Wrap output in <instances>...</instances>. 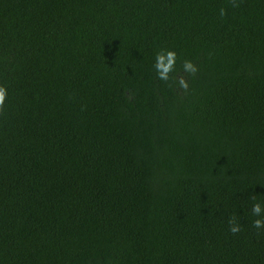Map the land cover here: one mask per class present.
<instances>
[{"label":"trees","instance_id":"1","mask_svg":"<svg viewBox=\"0 0 264 264\" xmlns=\"http://www.w3.org/2000/svg\"><path fill=\"white\" fill-rule=\"evenodd\" d=\"M0 87V264H264V0H0Z\"/></svg>","mask_w":264,"mask_h":264},{"label":"clouds","instance_id":"2","mask_svg":"<svg viewBox=\"0 0 264 264\" xmlns=\"http://www.w3.org/2000/svg\"><path fill=\"white\" fill-rule=\"evenodd\" d=\"M221 16L224 15V10L220 11ZM176 63V53L174 51H164L158 52L155 55V63L154 68L157 72L158 77L161 80H167L169 78L168 74L173 70V67ZM183 69L186 72L193 73L196 71V68L190 61H185L183 64ZM181 87H187V84L184 80H180ZM6 97V90L3 87H0V104H3ZM251 212L257 216L262 217V213H264V203L255 202L251 207ZM256 228L264 227V217L258 218L253 222ZM239 230L238 226H233L231 228L232 232H237Z\"/></svg>","mask_w":264,"mask_h":264}]
</instances>
